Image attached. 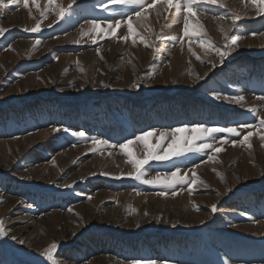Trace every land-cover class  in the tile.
<instances>
[{
  "label": "rangeland",
  "instance_id": "obj_1",
  "mask_svg": "<svg viewBox=\"0 0 264 264\" xmlns=\"http://www.w3.org/2000/svg\"><path fill=\"white\" fill-rule=\"evenodd\" d=\"M223 2L226 8L202 5L207 11H196L189 36L184 14L163 3L133 17L135 37L126 24L115 36L111 30L83 35L86 20L114 22L131 11L105 9L104 0H75L61 20L55 5L42 19L47 0H38L39 8L29 0L28 8L4 10L0 220L7 235L0 236V264H51L43 252L52 242L61 264H264V127H255L264 117V101L257 99L264 96V15L250 0ZM56 3L67 7L71 0ZM228 9L240 14L236 27L230 18H215ZM41 20L40 32L24 30ZM221 27L229 38L242 37L223 64L211 47L224 48ZM216 93L243 95L246 107L217 100ZM245 124L254 127H240ZM196 125L235 127L241 134L215 133V140L204 141L178 133L173 151L204 142L221 151L149 160L141 169L152 179L179 167L188 184L173 188L134 178L120 144L133 140L129 150L144 159L148 150L135 137L155 130L149 143L164 155L171 130ZM79 131L86 138L72 134ZM249 131L253 135L241 143ZM92 137L108 144L93 145Z\"/></svg>",
  "mask_w": 264,
  "mask_h": 264
},
{
  "label": "snow or ice",
  "instance_id": "obj_2",
  "mask_svg": "<svg viewBox=\"0 0 264 264\" xmlns=\"http://www.w3.org/2000/svg\"><path fill=\"white\" fill-rule=\"evenodd\" d=\"M32 3L36 5L37 8H39L38 0H32ZM48 7L45 8L43 11L40 12V16L42 19H47V13L49 11L53 10V5H55V11L58 20L64 19L66 15L71 14L72 10V4H75V0H71V3L64 7L62 4L56 3V0H47ZM163 3L166 5V10L175 8L177 14H184V35L189 36V21L191 18H193L196 15L197 10L207 11L206 8H202V5H212V6H218L220 8H226V4L223 2V0H152V3H147V0H104V3L102 5L103 8L108 9L111 6H129L131 7V11H129L124 17L121 19H115L113 21H103V20H86L85 23L90 25V28L87 32H84L83 35H90L92 33L99 34V33H105L107 34V30H111V35L115 36V29H118L121 27L122 24H126L127 26V32L132 37H135L137 35H140L136 32V29L133 27V17L136 18H142L145 15V12L148 8H154L156 4ZM22 4L23 7L28 8L29 6V0H0V15L4 13V10L9 7V5H15L20 6ZM250 4L255 6L257 10L258 15H264V0H250ZM230 18L232 21V27L237 26V21L241 18L240 14L236 13L235 11L228 9L223 16H217L215 17L218 20H224L225 18ZM42 20L38 21L34 27L32 28H25V31H31L33 33H37L41 31V25ZM197 23H199L197 21ZM106 25V29L102 28L101 25ZM51 27V24L48 25ZM202 27V26H201ZM7 29H4L3 27H0V35H3ZM221 32H223L226 43L224 45V48L221 49L219 46L212 45L211 47L215 50L216 55L219 57V60L221 64H223L224 60L227 56L231 54L234 48L239 47V41L242 39L241 36L234 35L231 38L228 37L227 31L221 27ZM198 34V33H196ZM129 35H125L121 37L125 42L128 41ZM253 36L257 35V33H252ZM259 35H264V33H259ZM140 39L145 43V46H149L148 42L144 39V37L141 35ZM170 39L177 40L178 38L176 36H172ZM78 42V41H77ZM93 42H95V39L93 37ZM41 41L39 39L36 40L35 44L39 45ZM132 43L135 44L136 40L133 39ZM210 43V42H209ZM35 47V45H34ZM201 47H205L206 51L210 50L206 47L205 43L201 42ZM191 51V48L189 49ZM195 54V53H193ZM197 59H200L199 56H197ZM215 67V64L212 65ZM199 79L200 77L197 76ZM105 87H108V85H104ZM132 87H139V84H133ZM215 98L217 100L220 99H226L229 100L232 103H235L237 105H240L241 107H246L245 103V97L243 95H237L234 97H222L219 93L215 94ZM258 100L264 101V96H258ZM249 111L255 112L257 109L255 107H251L248 109ZM241 128H253V125H240ZM255 127H264V117L259 118V125ZM53 131L60 132L61 128L57 127L54 128ZM64 132H69L70 129L64 128ZM188 131L190 133H196L197 135L193 137V139L196 140H204L206 141L207 138H211L213 140L216 139L215 133H231L236 136H240V132L235 127H208L205 125H196L191 128H175L171 130V136H172V142L168 146V150L165 152L164 155H158L154 149L153 146L149 143V137L152 136L155 132V130L150 132H145L144 134L135 137V140L140 141L144 144V146L147 148L148 152L144 159H138L135 157L133 152L129 150V145L133 143V140H128L125 143H122L119 145V147L126 152V155L129 157V163L133 165L135 168V175L134 178L137 180H142L143 183L146 184H152V185H159L164 184L168 187H175L177 184H188L189 180L187 178V174L184 176L180 175V168L177 167L175 171H172L171 173H166L164 177L162 178L159 174L157 176L153 177L152 179H145L144 178V172L141 171V169L144 167L145 164L149 162V160H156V161H164L168 160L173 156H181L184 155L185 152H200L204 151L206 149H210L213 152H219L221 149L219 147H213L212 143L204 142L202 144H199L198 146L194 147H186L179 151H173L172 146L178 143L179 137L177 136L178 133H182ZM75 136H78L80 138H86V133L83 131L72 133ZM253 135V132L249 131L247 135L243 137V140L241 143H245L248 141L249 137ZM160 139L163 140L165 138V133L160 132L159 134ZM264 139V136L261 137ZM185 142H188V138L185 137ZM93 145L97 144H108V141L106 140H99L98 138L92 137L91 138ZM227 143V140L224 141ZM233 143H236L233 141ZM248 147L251 148V144H248ZM95 150V149H93ZM213 157H209V159H212ZM199 167V165H197ZM129 176H132L133 173H129ZM195 176V173H193ZM198 179V177H197ZM194 182V181H193ZM66 187L68 185H65ZM162 195L164 193H161ZM175 195V193H173ZM211 211L215 213L217 211V206L213 204L211 206ZM7 235L5 229H4V221L0 220V236ZM12 239H17L16 237H12ZM20 243H24L23 240H20ZM57 243L52 242L46 249H44L43 254L47 257L49 261H51V264H61L59 260H57L54 257V252L57 249ZM132 264H158L156 260H135L132 262Z\"/></svg>",
  "mask_w": 264,
  "mask_h": 264
},
{
  "label": "bare ground",
  "instance_id": "obj_3",
  "mask_svg": "<svg viewBox=\"0 0 264 264\" xmlns=\"http://www.w3.org/2000/svg\"><path fill=\"white\" fill-rule=\"evenodd\" d=\"M161 12V11H160ZM156 13V12H155ZM160 15V14H159ZM157 21V20H156Z\"/></svg>",
  "mask_w": 264,
  "mask_h": 264
}]
</instances>
